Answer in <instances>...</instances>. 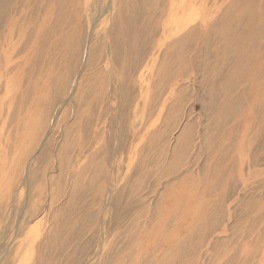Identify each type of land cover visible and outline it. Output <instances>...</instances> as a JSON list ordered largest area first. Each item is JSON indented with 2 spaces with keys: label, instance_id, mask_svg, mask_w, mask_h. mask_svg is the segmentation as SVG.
<instances>
[{
  "label": "rangeland",
  "instance_id": "374dc122",
  "mask_svg": "<svg viewBox=\"0 0 264 264\" xmlns=\"http://www.w3.org/2000/svg\"><path fill=\"white\" fill-rule=\"evenodd\" d=\"M0 264H264V0H0Z\"/></svg>",
  "mask_w": 264,
  "mask_h": 264
}]
</instances>
